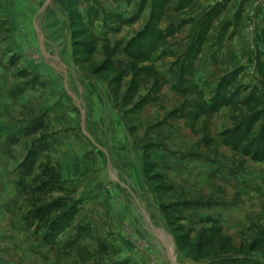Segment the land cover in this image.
<instances>
[{
  "label": "rangeland",
  "instance_id": "374dc122",
  "mask_svg": "<svg viewBox=\"0 0 264 264\" xmlns=\"http://www.w3.org/2000/svg\"><path fill=\"white\" fill-rule=\"evenodd\" d=\"M88 1L72 0L75 54L80 62H90L98 48L100 53L104 52L102 61L101 54L96 57L98 62L92 65V70L109 75L115 89L124 86L122 99L126 104L133 101V93L137 94L134 90L140 87L141 100L150 87L162 95V90L170 86L165 80H169V72L161 69L166 62L157 64L159 71L156 74L153 71L156 76L153 79L140 78L144 74L142 69L153 55L155 61L170 56L164 52L167 38L185 23L165 27L175 20L176 11L189 9L194 0H175L171 4V0H150V12L145 16L142 14L148 0L142 1L140 12L133 16L106 11L97 2L87 11L78 8V4ZM215 3L205 27L210 28L219 19L221 48L217 49L214 62L221 67L219 72L206 73L204 77L209 81L195 78L194 60L199 52L196 47L189 58L169 65L180 76L190 74L185 84L174 85H180V94L174 90L155 119L140 114L139 119L146 124L142 123L145 127L135 135L157 143L146 148L144 154L147 180L155 192L150 190L143 195L133 189L128 193L123 187L121 192L123 202L129 206H126L128 215L135 222L133 228L148 225L147 229L143 228L147 235L141 239L140 247L155 253L137 254L140 264H174L169 255L173 253L169 236L173 238V235L182 251L194 259L221 256L218 264H264V0H216ZM52 4V0H0V264H133V253H117L113 243L104 239L98 244L93 242L98 246L97 253L82 248V240L88 235H79L75 242H56L64 226L56 225L55 221L62 213L75 212L69 190L51 164L38 165L34 159L20 165V148L16 150L12 146L20 135L31 136L35 131L33 124L42 121L34 115L27 123L29 116L21 112L20 105L5 113L9 109L5 94L11 89L7 80L13 79L7 75L16 76V82L12 83L15 86L19 82L17 77L30 74L20 66L18 53L13 50V36L17 35L14 27L19 30V19L25 21L38 48L40 37L35 26L42 23V18L37 14ZM25 10L31 12L27 14ZM35 56L29 51L30 60ZM126 58L143 61L141 64L128 61L124 65L117 62ZM137 78L140 84L135 83ZM158 102L164 103L165 99ZM173 108L176 111L168 115ZM212 112H218V117L207 118ZM166 116V121L172 124L164 126L158 121ZM132 119L129 117L127 123H132ZM9 125H14L17 132H11ZM155 149L160 157L188 156L189 184L183 192H171V187L163 182L165 175L179 177L186 167L182 164L178 171L173 166L174 173L166 174L161 170H165L170 160L159 158L158 164L151 162L150 155ZM112 154L118 159L119 154ZM115 164L110 166V176L118 175L121 179L122 173L130 175L128 168L118 170ZM127 183L123 184L127 186ZM160 202L176 206L162 209ZM164 213L169 215L170 228ZM160 230L165 233L159 234ZM174 250L177 252L176 244ZM235 256L236 259L228 258ZM172 258L176 264H191L179 253H174Z\"/></svg>",
  "mask_w": 264,
  "mask_h": 264
},
{
  "label": "crops",
  "instance_id": "0c3cea01",
  "mask_svg": "<svg viewBox=\"0 0 264 264\" xmlns=\"http://www.w3.org/2000/svg\"><path fill=\"white\" fill-rule=\"evenodd\" d=\"M142 1L89 0L78 4V8L87 11L97 2L106 11L114 10L116 13H126V16H133L136 12H140ZM173 1L175 0H171L169 4ZM215 2L216 0H194L192 7L189 9L174 13L175 20L165 28L177 27L182 22L185 24L181 25L179 29L175 30L174 34L167 38L168 43L164 52L170 53V56L165 59L170 60V63L167 64L165 60L155 61L156 56L153 55L154 57L150 58L148 64L145 63L146 65L142 69L143 77H140L146 79L156 78L155 74L157 70L159 71L157 64L166 62V65L162 66L161 69H164V71L167 69L169 72L168 78L170 81L167 78L165 80L170 83V86H166L167 89L164 92L162 90V95H158L150 87L142 100L139 99L141 96L140 87V89L134 90L137 91V94L133 93L134 99L130 104H126L122 99L124 86L115 89L108 80L109 75L98 74L92 70V65L98 62L96 57L101 54L102 61L104 52L100 53L98 48L91 55L93 59L87 63L80 62L76 56V44L74 42L76 27L73 25L71 17L72 0H52L53 4L50 7L38 11L37 16L42 18V23L35 26L40 37L38 48L31 37L29 27L25 24V21L19 19L20 29L14 27L17 35L13 36V42L15 43L13 50L16 54L18 53L20 66H24L30 74L17 77L19 82L15 86L12 83L16 82V76L11 73L7 75L9 79H13L11 81L7 80L11 89L9 92L6 91L5 94L8 97L6 103L9 104V109L5 113L12 112V108L20 105L21 112L29 116L26 118L27 123L30 119L33 120L34 115L41 117L42 121L33 124L35 131L31 136H29L30 134L28 136L20 135L17 137L19 141L14 139L15 142L12 146L16 150L20 148V165L24 166V164L34 159L38 165L42 163L51 164L56 170L60 182L65 184L69 190V199L71 203L73 202L75 212L62 213L59 219L55 221L56 225L64 226L60 236L56 238V242H75L79 235L82 237L88 235L82 240V243H84L82 248L87 247L88 252L97 253L98 241L104 239L113 243L117 253H133V264H140L139 253H155L152 250L140 247L141 239L147 235V231L144 229H147L148 225H143L140 229L133 228L132 225L135 222L128 215L127 209L129 210V208H126V206H129L123 202L122 187L128 193H132L131 190L133 189L143 195L150 192V190L153 193L155 192L154 186L147 180L144 154L146 148L155 147L157 143L151 141L150 138L142 140V137H137L135 134L141 132L145 127L142 125L146 124V122L143 123L139 119L140 114L143 112L145 115L149 114L150 118L152 116L155 119L160 115L158 111L159 109L162 110V104L166 105V99L172 97L173 91L175 90V93L180 94V85L178 87H174V85L185 84V80L187 81L190 77V74L180 76L181 73L176 72V70L172 71L169 65H174L179 59L186 60L189 58L190 52L197 47L199 52L194 60L193 69L195 78L199 81L207 80L204 77L206 73L219 72L221 67L218 66V68L214 63L217 49L221 48L218 45L220 29L217 27V23L219 19L210 28L205 27L208 19L207 15L214 8ZM149 4L150 0H148V5L142 16L150 12ZM168 7L166 6V8ZM26 12L28 14L31 11L25 10ZM26 17L28 18L29 15H26ZM188 21L191 22L188 23ZM138 22L128 27V30L131 27L134 28ZM12 24H14L13 21ZM262 32L264 33V31ZM29 51L36 54L33 60L28 57ZM121 51L123 54V50ZM12 57L13 54L6 60H10ZM128 61L141 64L143 60L126 58V60L118 59L117 62L124 65ZM148 68H152L151 71H148ZM138 80L137 78L135 83ZM138 83L140 84V81ZM161 98L165 99L164 103L158 102ZM167 101L169 102V100ZM147 110L149 113H147ZM175 111L176 109H171L170 112L168 111V115H172ZM218 115V112H212L207 118H215ZM129 117L133 118L132 123H127ZM166 120L167 116L158 122H161L160 124L164 123V126L172 124ZM8 129L11 132H17L14 131L16 130L14 125H9ZM20 130L22 131V128ZM167 140L169 139L165 138V141ZM114 152L119 154V160L113 156L112 153ZM173 155L176 157L174 158ZM173 155L160 157L161 154L155 149V152L150 155V159L154 164H158L159 158L170 160V164H165V170H161L166 174L167 172H173L172 168L174 167L179 171L183 168L182 164H184L186 169L184 171L180 170L179 177L165 175V181L163 182V184L166 183L167 186L171 187L169 191L183 192L189 184L186 176L189 158L183 154ZM112 163H116L115 166L118 170L128 168L130 175L126 176L122 173L121 179L118 175L117 177L116 175L110 176ZM173 163H177V165ZM116 168L114 174L117 173ZM169 168L172 170L170 171ZM171 178H173V181ZM122 182H128L127 186ZM58 195L60 196V194ZM170 205L171 203L160 202L159 208L173 207L174 209L176 206ZM167 211L170 212V210ZM55 213L53 211L52 214ZM164 214L169 227V215ZM159 232L165 233L164 230ZM169 237L173 242V253L171 255L169 251V255L174 264H176L172 258L174 253H179L191 264H218L222 258L221 256L191 258L182 251L174 235L173 238ZM81 238L79 239L81 240ZM94 241L97 244H93ZM175 244L177 252L174 250ZM73 253H76V251L74 250ZM228 258L236 259V256Z\"/></svg>",
  "mask_w": 264,
  "mask_h": 264
}]
</instances>
